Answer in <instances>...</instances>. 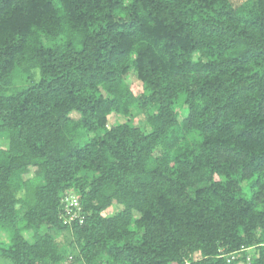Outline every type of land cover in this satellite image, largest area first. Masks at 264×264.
Returning <instances> with one entry per match:
<instances>
[{"label":"trees","instance_id":"obj_1","mask_svg":"<svg viewBox=\"0 0 264 264\" xmlns=\"http://www.w3.org/2000/svg\"><path fill=\"white\" fill-rule=\"evenodd\" d=\"M0 232L8 264L63 232L69 264H264V0H0Z\"/></svg>","mask_w":264,"mask_h":264},{"label":"rangeland","instance_id":"obj_2","mask_svg":"<svg viewBox=\"0 0 264 264\" xmlns=\"http://www.w3.org/2000/svg\"><path fill=\"white\" fill-rule=\"evenodd\" d=\"M128 83H132L131 79H128ZM185 113L182 112L181 115H184ZM135 116V122L134 124H136L137 126L142 127L144 124V117H142V115H138L137 112L134 113ZM125 121V118L122 117H110L109 120V125H117V124H121L122 122ZM86 140L83 139L81 141V143H83V141ZM68 195H74L72 192H67ZM30 233H26L25 237L29 238ZM55 239L58 242V244L60 246L66 247L65 249V254L64 257L67 258L62 264H69L70 261H77V253L75 252L74 248H72L71 246H69V243L71 242V236L68 232H63V233H55ZM7 234L5 232H0V243H7ZM0 264H8L7 262L0 260Z\"/></svg>","mask_w":264,"mask_h":264},{"label":"built area","instance_id":"obj_3","mask_svg":"<svg viewBox=\"0 0 264 264\" xmlns=\"http://www.w3.org/2000/svg\"><path fill=\"white\" fill-rule=\"evenodd\" d=\"M63 205V224L71 225L70 223L77 217L76 216V208H77V200L73 195L65 194L62 198Z\"/></svg>","mask_w":264,"mask_h":264}]
</instances>
